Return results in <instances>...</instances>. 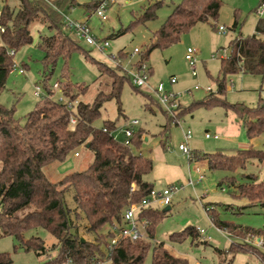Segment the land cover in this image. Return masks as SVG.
<instances>
[{
  "label": "trees",
  "instance_id": "16d2710c",
  "mask_svg": "<svg viewBox=\"0 0 264 264\" xmlns=\"http://www.w3.org/2000/svg\"><path fill=\"white\" fill-rule=\"evenodd\" d=\"M6 1L0 7V26L4 28L0 32V92L5 88L13 69L15 53L34 41V27L44 26L49 33L39 34L38 38V47L43 52V89L46 93L53 94L50 81L58 60L62 58L64 65L58 80L61 91L65 99H77L78 103L73 111H69L65 104L57 102L51 96L39 98L34 108L25 115L23 123L15 118V104L8 107L0 103V236H14L18 242L14 245V250L23 248L41 255L46 251L44 240L39 236L25 238L24 234L35 228L46 230L56 239L53 245L56 253L40 264H61L68 261L73 264H146L149 253L150 264H188L187 259L174 255L164 242H151L156 225L165 217L172 204L167 211H163L164 207L161 206L141 209L137 216L146 222L145 236L136 240L120 237L109 251L106 249L115 236L110 230L111 226L124 223V209L131 203L140 202L154 187L146 177L152 172L154 163L152 158L141 151V128L135 131L131 145L126 146L108 134V131L118 125V118L106 119L99 126L95 125L100 117L101 107L112 98L117 102L118 115H121V87L125 80L131 81L128 75L118 71V75H110L116 72L115 69L92 58L89 51L81 48L74 32L67 28L60 11L73 7L77 0H18L15 6ZM101 1L88 2L84 7L87 11H95ZM262 1L264 0H260V3ZM162 4V0L149 4L142 14L120 29L117 35L156 18V11ZM221 5V0H181L152 32L145 50L139 52L138 65L145 64L154 49L167 48L177 43L197 23L209 20L216 22ZM229 28L240 29L237 11ZM227 48L228 55L220 58V68L215 78L216 93L207 94L188 105L181 103L177 115L190 114L200 107L221 106L235 114L237 121L245 129L246 137L253 139L264 132V96H260L253 106L229 103L224 96L228 74L242 72L260 75L264 80V17L257 19L252 34L244 36L238 31ZM11 50L13 53H10ZM75 51L91 59L98 69L96 81L100 88L91 100L83 101L89 85L72 82L67 75L66 60ZM117 53L120 57L126 55L121 50ZM148 69L151 73L150 66ZM107 76L113 78L109 84L104 81ZM102 85L107 86V89H101ZM131 85L139 88L132 83ZM144 95L147 99L144 104L146 109L150 108L148 101L153 100L163 111L153 96L146 93ZM163 113L167 115L164 111ZM71 114L76 117L74 126L70 125ZM167 116L160 131L162 137L168 134L172 122V118L168 116V119ZM160 143L165 146L164 137ZM80 146L92 152V160L86 168L67 172L56 181L50 180L43 168L52 163L65 162ZM201 160L206 161L210 170L234 172L244 169L252 160L264 163V149L238 148L232 154L193 150L191 162ZM243 175L250 183L258 180L255 173ZM233 182L234 177L230 175L222 178L218 185L227 183L232 186ZM69 190L73 191L74 208L66 204L65 193ZM249 196L264 206V194L252 190ZM208 206L207 203L204 208L210 215L211 222L232 237L242 240L246 236H262L260 229H243L221 220L217 209ZM74 219L85 220V232L95 236L93 241L79 234V226ZM104 228L107 229L103 231ZM200 236L196 227L187 226L171 233L168 240L179 242L190 237L193 243ZM239 252L251 253L264 264V246L258 248L238 239L224 250L217 249L219 256H222L217 264H232L235 254ZM0 264H13L10 253H0Z\"/></svg>",
  "mask_w": 264,
  "mask_h": 264
},
{
  "label": "rangeland",
  "instance_id": "374dc122",
  "mask_svg": "<svg viewBox=\"0 0 264 264\" xmlns=\"http://www.w3.org/2000/svg\"><path fill=\"white\" fill-rule=\"evenodd\" d=\"M91 1L94 0H77L73 7L63 9V13L72 19H87L92 33L96 37L100 39L106 37L109 46L103 51L87 44L82 39L77 40L81 48L90 52L92 58L115 69L116 72L110 75H118L117 71L127 75L120 66L112 62L110 55L119 56L117 52L120 50L126 53L135 47L139 48L140 51H144L152 32L163 23L173 7L181 0H162L163 4L156 11V18L144 24H138L118 35L117 32L120 29L125 28L134 18L142 14L149 4L157 0H138L129 3L120 1L117 4L110 5L106 9L108 19L104 22L97 18L93 10L90 12L84 7V4ZM221 1L222 5L216 21L217 25L222 24L229 28L233 22L234 13L237 11L241 26L236 31H240L244 36L252 34L255 21L259 18L254 9L259 5L260 0ZM6 2L11 6H15L18 0H7ZM3 3H5V0H0V7ZM48 33V29L44 26L33 28L34 41L23 46L15 53L13 60L16 62V68L12 69L6 80L5 88L0 92V103L8 107L15 104L14 115L20 123H23L25 115L34 108L38 99L33 94L34 86L42 85L43 52L38 47V38L39 34ZM235 36L232 30L226 35L220 33L213 25L212 20L197 23L184 33L177 43L167 48L154 49L149 54L145 63L146 66H150L152 69L149 83L156 85L163 82L165 88L172 89L179 94L180 102L183 105L201 99L205 94H215L217 89L215 78L220 68V57L218 56L222 53L223 48H227L229 41ZM188 47L196 51L198 58L196 77L191 75L189 64L184 57ZM226 50L228 53V48ZM139 55L138 53L131 62L125 57L119 56L122 60L120 65L130 63L129 66H131V64L137 62ZM63 65L64 60L60 58L51 77L50 82L52 84L60 79ZM18 66L24 68L23 74L18 72ZM66 66L70 81L89 85V90L86 96L83 97V101L91 100L100 88L96 81L98 69L95 63L79 51H75L67 58ZM133 67L134 65L130 68ZM171 76L177 79V82L173 85L169 83ZM112 80L111 76L104 79L106 84H109ZM196 84H199L201 89L189 93L188 90L193 89ZM208 85L213 89L211 92L204 89ZM226 88L224 97L229 103H243L247 106H253L256 105L260 96H264V80L260 75L242 72L228 74L226 76ZM101 89L106 90L107 86L102 85ZM144 93L154 97L152 90L147 87L133 88L131 83L125 80L119 95L121 115H118V105L115 98H112L101 107L100 117L95 125L99 126L106 119L114 120L118 118V125H122L131 119L138 120L139 124L136 130L141 128V136L143 137L141 151L144 155L152 158L154 163L152 172L146 176L153 183L154 188H161L169 183L180 184L184 178H187L189 168L192 175L196 176L194 172L196 166L204 174L203 179L196 183L194 188L185 187L183 191L174 196L171 209L156 225L154 239L151 242L153 244L164 242L165 246L174 255L187 259L188 264H217L222 257L217 253V249L224 250L228 248L232 241L237 239L245 244L249 243L262 248L264 246V206L257 203V200L249 196V193L253 190L264 194V163L252 160L244 169H238L234 172L210 170L205 160L189 162L178 149V144L182 140V130L189 129L192 135L189 141L191 149H198L207 153L224 151L227 154H232L238 148L264 149V132L255 139L250 140L246 137L245 129L236 123V117L231 110L221 106L200 107L190 114L177 115L180 125L175 123L174 118L171 119L168 134L163 136L166 142L163 147L160 143V140L163 139L160 131L167 121V115L161 111L153 100L148 101L150 108L146 109L144 104L147 99ZM205 133L217 134L219 137L217 139L213 137L206 138ZM121 138L122 136L119 134L118 140ZM167 146L169 149H166ZM76 152L79 153L78 156L72 153L63 163H52L45 166L43 171L46 176L50 180L56 181L67 172L86 168L92 160V152L83 148V146H80ZM248 173H255L258 176L256 183H250L243 175ZM230 175L234 177L232 186L227 183L218 185L222 178ZM240 184L241 187H238ZM232 194L239 195V197H234ZM72 195V190L65 193L66 204L70 208L75 207ZM250 202L255 203L250 204ZM207 203L209 204L208 207L217 209L221 220L243 229L247 227L260 229L262 236L259 237V240H255L257 237L252 236H246L242 240L232 237L227 231L217 228L211 222L210 215L207 214L204 208ZM72 218H74L73 215ZM74 221L78 224L79 234L83 238L90 241L95 239L94 235L85 232L86 222L84 219H74ZM187 226L202 228L204 233L193 243L190 237L179 242L168 240L171 233L181 231ZM106 229L104 228L103 231ZM24 235L25 238L30 236L41 237L44 240L46 251L44 254L36 255L33 251H25L23 248L14 250V245L18 244L15 237L10 235L0 236V253H10L13 264H40L48 257L55 255L56 249L53 248V245L56 239L46 230L35 228L27 231ZM150 262L151 253L146 257V264H150ZM232 264L261 263L253 254L239 252L235 254Z\"/></svg>",
  "mask_w": 264,
  "mask_h": 264
},
{
  "label": "built area",
  "instance_id": "2783aa9c",
  "mask_svg": "<svg viewBox=\"0 0 264 264\" xmlns=\"http://www.w3.org/2000/svg\"><path fill=\"white\" fill-rule=\"evenodd\" d=\"M50 2V0H46ZM120 1L129 3L134 2L138 0H102L99 5L96 7L94 14L97 16V18L104 22L108 19L106 14V9L113 4H117ZM256 14L258 17H264V1H262L258 7L256 8ZM63 22L66 24L67 28L74 32L75 36L78 39H82L87 44L95 47L96 49L103 51L109 46V42L107 39H100L96 37L88 24L87 19L83 20H77L72 19L67 14L63 13V11H60ZM215 28L222 34L226 35L228 32H230L231 29L228 27L219 24L217 25L216 22L212 21ZM4 28L0 26V32H3ZM227 48L222 49V53L218 56L220 58L227 57L228 53L226 52ZM140 52V49L135 47L130 52H126L125 59H127L129 62H131L135 56L138 55ZM10 53H13L11 50ZM112 58V62H114L115 65H118L121 67V69L127 73V75L130 78L131 83L136 87H142L145 86L149 90H152L155 99L163 109V111L170 116L171 118H174L175 123H178L180 125L179 120L177 119V111L179 110V106L181 104L180 97L177 92H174L172 89L165 88V85L163 82H159L156 85H151L149 83V77H150V71L148 69V66L145 64L139 66L138 60L137 62H134L130 65H120L121 59L117 55H110ZM117 57V58H116ZM186 61L189 64V68L191 70V75L193 77L197 76L196 71V64L198 62V58L196 55V51L190 47L186 49L185 55H184ZM213 57H215L213 55ZM120 62V63H119ZM136 64V65H135ZM134 65L133 68H130ZM129 66V67H128ZM13 68H16V62H14ZM18 72L20 74L24 73V69L22 67H17ZM177 82V79L174 76H171L169 79L170 85H173ZM201 89V86L199 84H196L193 89H189L188 92L191 93L193 90H199ZM205 91L211 92L213 89L210 85L206 86ZM52 90L54 91L52 95L45 92L42 85H35L33 94L39 99L43 97H50L56 100L59 103L65 104L67 109L69 111H73L75 105L78 103V100L75 99L73 101L65 99L60 85L59 81H55L52 84ZM76 124V117L71 114L70 115V125L74 126ZM139 124L137 119H131L127 121L126 123L122 125H117L110 131H108V134L112 136L115 140L119 141L123 145L129 146L131 145V138L133 137L136 127ZM104 131H106V128H103ZM121 135L122 138L118 140V135ZM191 131L189 129H183L182 130V140L178 144V149L186 156L187 160L191 162V159L193 157V150L189 147V141L191 139ZM206 138H218V135H210L209 133H205ZM166 149H169L167 146ZM75 156H78L79 153L75 152ZM194 172L196 173V176L194 177L192 173L189 172L187 178L185 181L181 182L180 184H174L169 183L161 188H152L147 196H145L140 202L138 203H131L129 204L123 211V221L124 223L121 225L114 224L111 226V231L115 233V236L112 237L110 240L107 250L109 251L111 249V246L115 244L120 237L123 238H130L131 240H136L139 238H143L145 236V226L146 222L144 220H140L138 218V213L141 211V209L146 207H153V206H161L166 207L170 206L173 202L174 196L183 191L185 187H194L196 183L200 182L204 174L200 170L199 167H194ZM132 185V189H133ZM197 230L203 234L204 230L202 228L197 227ZM209 239V238H208ZM61 264H73L72 262H64Z\"/></svg>",
  "mask_w": 264,
  "mask_h": 264
},
{
  "label": "crops",
  "instance_id": "0c3cea01",
  "mask_svg": "<svg viewBox=\"0 0 264 264\" xmlns=\"http://www.w3.org/2000/svg\"><path fill=\"white\" fill-rule=\"evenodd\" d=\"M89 15V14H88ZM85 17V16H84ZM258 19V18H257ZM256 22H257V20L255 21V24H256ZM255 24H254V28H255ZM231 26V25H230ZM241 26V25H240ZM237 28L236 29H234V30H232L234 33H235V35L237 34ZM192 93V92H191ZM206 95V94H205ZM204 95V96H205ZM235 115V114H234ZM236 117V116H235ZM236 121V123L239 125V126H241L240 124H239V122L237 121V119L235 120ZM217 135V134H216ZM219 137V136H218ZM258 137V136H257ZM256 138V137H255ZM255 138H253V139H255ZM217 139V138H216ZM253 139H250V140H253ZM192 150H195V151H201V150H198V149H192ZM203 152V151H202ZM235 152V151H234ZM233 152V153H234ZM189 172L191 173V171H190V168H189ZM189 172H188V174H189ZM195 177V176H194ZM185 179L186 178H184V180L183 181H185ZM194 188V187H193ZM223 190V189H222ZM207 202H209V203H211L210 201H207ZM173 203V202H172ZM170 209V208H169ZM208 214V213H207ZM255 240H259V237H257V238H255ZM260 262V261H259Z\"/></svg>",
  "mask_w": 264,
  "mask_h": 264
},
{
  "label": "water",
  "instance_id": "95a60500",
  "mask_svg": "<svg viewBox=\"0 0 264 264\" xmlns=\"http://www.w3.org/2000/svg\"><path fill=\"white\" fill-rule=\"evenodd\" d=\"M169 208H170L169 206H166L163 208V211H167V210H169Z\"/></svg>",
  "mask_w": 264,
  "mask_h": 264
}]
</instances>
